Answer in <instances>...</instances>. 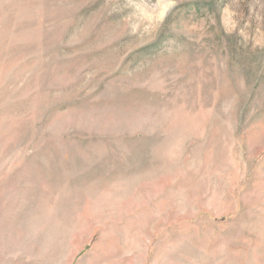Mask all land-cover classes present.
Wrapping results in <instances>:
<instances>
[{"label":"rangeland","instance_id":"1","mask_svg":"<svg viewBox=\"0 0 264 264\" xmlns=\"http://www.w3.org/2000/svg\"><path fill=\"white\" fill-rule=\"evenodd\" d=\"M0 264H264V0H0Z\"/></svg>","mask_w":264,"mask_h":264},{"label":"clouds","instance_id":"2","mask_svg":"<svg viewBox=\"0 0 264 264\" xmlns=\"http://www.w3.org/2000/svg\"><path fill=\"white\" fill-rule=\"evenodd\" d=\"M133 13L132 21L130 23V28L133 32L137 30L141 25L149 26L157 23H161V20L154 18L150 10L145 9L142 5L138 3H133ZM170 10V9H169Z\"/></svg>","mask_w":264,"mask_h":264}]
</instances>
